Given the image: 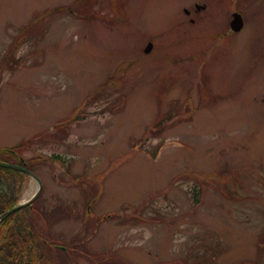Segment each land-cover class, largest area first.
<instances>
[{"label": "rangeland", "instance_id": "obj_1", "mask_svg": "<svg viewBox=\"0 0 264 264\" xmlns=\"http://www.w3.org/2000/svg\"><path fill=\"white\" fill-rule=\"evenodd\" d=\"M13 42L0 148L52 264H264V0H0Z\"/></svg>", "mask_w": 264, "mask_h": 264}, {"label": "trees", "instance_id": "obj_2", "mask_svg": "<svg viewBox=\"0 0 264 264\" xmlns=\"http://www.w3.org/2000/svg\"><path fill=\"white\" fill-rule=\"evenodd\" d=\"M31 27L29 25L27 29L29 30ZM15 46L16 42H13L12 47L8 50L10 53L7 52L2 56L0 67L7 66L10 70L16 67L17 57L14 54ZM95 97L96 95H93L88 99L92 100ZM158 124H160V120H158ZM67 127V125L62 127L65 128L64 133L57 138L65 139ZM42 136L40 134L37 138L28 141L27 146L31 147L35 143L41 142ZM18 149L19 151L15 149L16 151L11 154L9 151L0 150V160L14 161V163L24 165L26 168L31 169L29 166L30 163L21 159L20 152L23 148L18 147ZM24 176L27 175L21 171L0 167V184H4L3 188L0 187V215L17 203L16 194L18 191L14 189V186L16 187L17 182ZM45 212L41 208H37L34 201L31 205L21 208L0 220V260H4L3 262L6 264H52L47 251L49 246L55 247V244L51 240H48L41 231L37 230L38 227L35 225L36 221L34 220L37 216H40L45 224L44 227H49L53 221L61 217L54 215L55 217L52 219L51 213ZM261 237L263 240L264 234Z\"/></svg>", "mask_w": 264, "mask_h": 264}, {"label": "water", "instance_id": "obj_3", "mask_svg": "<svg viewBox=\"0 0 264 264\" xmlns=\"http://www.w3.org/2000/svg\"><path fill=\"white\" fill-rule=\"evenodd\" d=\"M242 27H243V19H242L241 15L238 14V13H234L233 14V19L231 20V28L234 31H240L242 29ZM150 48H151V43H149L147 45L145 51L148 52L150 50ZM0 166L7 167V168H12V169H16V170L25 172L30 177L35 179L37 184H38L36 192L34 193V195L31 198L27 199L24 202L16 204L11 209H9V210L5 211L4 213H2L0 215V220H1V219L5 218L6 216L14 213L15 211H18L20 208H23V207L27 206L28 204H30L39 195V193L41 192L42 183H41V180L39 179V177H37L34 173H32L31 171L25 169L22 166L11 164V163H7V162H3V161H0Z\"/></svg>", "mask_w": 264, "mask_h": 264}]
</instances>
